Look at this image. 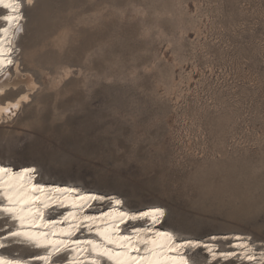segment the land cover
Masks as SVG:
<instances>
[{
	"label": "rangeland",
	"instance_id": "1",
	"mask_svg": "<svg viewBox=\"0 0 264 264\" xmlns=\"http://www.w3.org/2000/svg\"><path fill=\"white\" fill-rule=\"evenodd\" d=\"M19 44L1 159L264 243V0H33Z\"/></svg>",
	"mask_w": 264,
	"mask_h": 264
},
{
	"label": "snow or ice",
	"instance_id": "2",
	"mask_svg": "<svg viewBox=\"0 0 264 264\" xmlns=\"http://www.w3.org/2000/svg\"><path fill=\"white\" fill-rule=\"evenodd\" d=\"M31 2L32 0H28L29 4ZM0 8L6 11V14L0 15V22L3 25L0 26V71H3L6 67L15 64L13 59L15 49L8 34L11 32L12 37H15L22 31L23 5L21 0H0ZM26 99L27 97L21 98V100ZM19 104L20 101L15 104L9 103L7 107H0V112L14 116V109H18ZM37 172L36 167L14 172L13 168L5 166L0 161V195L3 196L0 200V220L4 221L0 226L6 231L5 240L23 239L26 243L46 246L49 251L40 259L49 264H55V258L64 252L73 253L71 264H105V262L108 264H197V250L205 251L213 262L235 258L246 260L248 264H260V259L250 246L252 241L248 237H238L237 239L242 240L241 243L235 245L232 250L222 251L216 246L202 244L197 240L179 238L170 231H153L154 226L165 216V210L159 207L138 214L120 211L116 217L110 218L102 225H96V218L87 214L78 221L74 217L67 226L63 222L42 223L44 212L40 207L35 206L39 198L30 195L42 191V186L32 183ZM5 177L8 178L7 181ZM80 199L82 203L79 207L83 208L88 205V201L104 200L105 197L89 193ZM122 203L120 199L115 200L116 205ZM44 207L47 208L49 205L45 204ZM105 215L111 217V213ZM148 217L151 218V224L146 229H135L132 235L122 234L121 224L128 220H142ZM117 220L119 223L116 222ZM58 223V232L40 231L38 227L56 228ZM82 226H87L89 231L95 228L100 239L84 241L74 239L76 232ZM141 231L146 235L141 237ZM3 247L5 244L0 242V248ZM237 248L241 251H236ZM261 255L264 256V252ZM0 264H24V262L0 255Z\"/></svg>",
	"mask_w": 264,
	"mask_h": 264
},
{
	"label": "bare ground",
	"instance_id": "3",
	"mask_svg": "<svg viewBox=\"0 0 264 264\" xmlns=\"http://www.w3.org/2000/svg\"><path fill=\"white\" fill-rule=\"evenodd\" d=\"M33 1V0H32ZM23 5V20L21 21L22 24V31L24 29V20H25V7L28 5V0H21ZM6 12L0 11V15H4ZM0 26L2 22H0ZM22 31L12 37L11 32L8 34L9 38L12 39V44L15 49L13 53V59L15 64L12 66L6 67L3 71H0V107H7L9 103L15 104L17 101L21 102L22 97H28V92H23L22 94H18L15 97L8 98L4 97L1 98L3 94L7 92L10 88H15L20 84H23L25 90L30 91L35 88V82L33 81L30 74L27 72H23L20 68V44L19 39L21 36ZM20 50V51H19ZM22 53V52H21ZM24 90V91H25ZM16 109H14L15 111ZM10 115H7L3 112H0V122L2 120L10 118ZM0 161L7 167H13V170L23 169V168H30L36 167L38 172L35 174L32 183L37 186H42V191L35 192L34 195L39 199L36 201V207H40L44 212V220L42 223H47L48 221L53 222H63L65 226H67L70 222L73 221L75 217L76 220L82 219L83 215L87 214L89 216H93L96 218V225H102L107 223L110 218L116 217V215L120 211H128L130 213H141V212H148L153 208H163L165 210V216L161 219V222L156 224L153 228V231L160 230V231H170L174 235L179 238H187L191 240L200 241L202 244H207L209 246H216L222 251L232 250L235 245L241 243L242 240L237 239L248 237L251 239L252 244L250 245L254 249V253L258 259H260V264H264V256L261 255L264 252V243L260 242L259 239L252 237L251 233L243 232V231H217L212 232L204 235H200L198 233H194L183 229L175 224H173L168 217L167 208L163 203L160 202H148V203H132L129 199L121 192L109 189H103L100 187H96L90 184L84 183L79 178H59L51 175L49 172L45 171L38 163L35 162H19L9 158L1 159ZM19 170V171H20ZM14 171V172H19ZM7 177H5V181H7ZM56 185V186H53ZM25 189L27 190V185H25ZM73 189L75 191H73ZM96 194L100 196H104V200H95V201H88V205H85L83 208H80L79 205L82 203L80 197L86 194ZM120 199L123 203L121 205H116L115 200ZM0 200H2L0 195ZM48 204L49 207L45 208L44 205ZM53 205L56 206H65L66 208L62 211H57L55 208H52ZM106 213H111V217L105 215ZM67 217V220H65ZM119 223V221H116ZM151 224V218H145L142 220H128L124 224L120 225L122 234L124 235H132L135 229H146L148 225ZM83 227V226H82ZM58 227L56 228H48V230L40 229V231H48V232H58ZM102 230V229H101ZM86 231H89L88 227L86 226ZM91 231L97 234L95 228ZM83 231L79 230L76 232L74 239H79L81 241L93 239L96 240L94 236H85L80 235ZM98 235V234H97ZM146 233L144 231L140 232V236H145ZM99 236V235H98ZM224 240L227 242L223 243ZM13 240H9L12 242ZM22 242L25 246H9L7 248H0V255L5 256L10 259H18L24 262V264H29L27 258L24 257L26 253L34 252V256L43 257L47 255L49 249L46 248L45 250H34L32 251L30 247H45V246H37L35 244L26 243L23 239L15 240ZM0 242L6 244L8 240H2L0 238ZM236 251H241L240 249H235ZM19 253L18 256H12V253ZM73 253L71 252H64L59 254L55 258V264H71V256ZM143 255V252H141ZM86 259V257L84 258ZM196 259L197 264H226L229 262H233L234 264H248V262L242 261L240 259L229 258L228 260H217L213 262L211 258L206 254L205 251L197 250L196 252ZM37 264H49V262L41 259V261ZM108 264V262H105Z\"/></svg>",
	"mask_w": 264,
	"mask_h": 264
},
{
	"label": "water",
	"instance_id": "4",
	"mask_svg": "<svg viewBox=\"0 0 264 264\" xmlns=\"http://www.w3.org/2000/svg\"><path fill=\"white\" fill-rule=\"evenodd\" d=\"M0 11L6 12L2 8H0ZM11 168H13V167H11ZM19 170L20 169H17V170L14 169V171H19ZM53 186H56V185H53ZM1 198L3 199V196L2 195H1ZM52 208H55L57 211H62L66 207L65 206H56V205H53ZM3 224H4V221L3 220H0V225H3ZM38 227L40 229H43V230H48V228H43L42 226H38ZM80 230L83 231L80 235H85V236H88L89 235V236H94L96 238V240H99L100 239V237L95 232H93V231H86V226L81 227ZM5 236H6L5 229H4L3 226H0V238L2 240H5L4 239ZM9 246H25V245L22 242H19V241L9 242V240H8V242L5 244V247H3V248H7ZM3 248H1V249H3ZM46 248H47L46 246L45 247H30V249L32 251H34V250H45ZM18 255H19V253H17V252L12 253V256H14V257H16ZM24 257L27 258V261L29 262V264H37V263H39L41 261V259H39L38 257H35L34 256V252L26 253L24 255Z\"/></svg>",
	"mask_w": 264,
	"mask_h": 264
}]
</instances>
